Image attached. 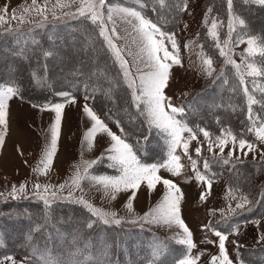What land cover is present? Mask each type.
Instances as JSON below:
<instances>
[{
	"label": "rangeland",
	"instance_id": "1",
	"mask_svg": "<svg viewBox=\"0 0 264 264\" xmlns=\"http://www.w3.org/2000/svg\"><path fill=\"white\" fill-rule=\"evenodd\" d=\"M185 2L187 4L186 9L184 8ZM37 3L38 5H41L44 3V0H37ZM53 4H55V0H48V8H51ZM184 4V13L179 19V24L176 31L172 32V34L175 36L178 48L174 54L180 60V64H171V61H168L171 64L169 70V79L167 81V86L163 90L165 96L171 98L170 103L176 107H181L182 101L188 91L199 89L202 87L205 80L211 76H214V74H218L219 63L220 65L222 64L230 66L235 74L234 67L232 65L226 64L225 58L219 54V48L225 47V40L230 39L231 43L228 45V47L231 48V52L229 54L233 60H235L237 63H240L242 60H244V57L241 56V53H245L247 45L246 43H236V40L240 37H244L246 34L264 36V12L262 10L254 11L248 8L242 9L241 6L238 7L235 5L232 8V15L233 17L239 16L240 18H243L245 20V26L234 24L235 30L231 33V36H229V12L227 5L226 10L224 11V17L218 18V16L214 13H207L205 10L207 4H203V0H185ZM215 4L217 5V3ZM5 5H7L8 8V14L6 18L7 22L0 24L1 33L8 32L7 34H9V32L20 31L22 29H35L37 28V22H40L42 19L35 12H30L27 14L23 13L24 7L31 8L32 0H0V9H3ZM107 5L114 8H134L125 2H121L120 0H107ZM77 6L78 5H73L70 8L64 9L57 8L56 13L57 17L59 18L56 19H54L49 12L47 20L43 21L44 27L51 23L73 18L72 16H62L61 13H74ZM215 7L222 8V4L219 3ZM234 9H236V11ZM13 10H16V15L18 17L24 14L27 22L21 24L19 20L11 19ZM250 12H254L253 15L250 14ZM222 14H220V16ZM206 17L208 21L207 23H205ZM115 19L116 28L119 36L121 37L120 39H115V43L121 48L124 59L128 61V66L133 77L136 78V83L138 85V76L140 74L138 69H140V71H146L147 69H144L143 64H140L135 60L134 54L137 51V45L134 44L131 39L135 33L133 32L131 26L122 22L120 18L116 17ZM213 20H215L217 23L216 31L218 36L216 39H213L212 37L211 38L220 56L218 61H214L212 56L208 54L203 48V43L199 32V29L201 31L203 28L209 34V29L211 28V23ZM105 23H107L106 18ZM111 27L112 25L108 24V28L110 29ZM157 39H163L168 50L170 52L173 51L172 46L166 37H160L157 35ZM67 42L68 40L64 41L65 46H67ZM49 45L53 51L51 52L52 55H50L48 60L58 71V74L55 75L56 80H62V77L65 76L63 70L66 69V66H71V63L74 64V62L78 60L77 55H75V53H70L72 51L69 52V50H67L68 52L64 51L65 47L61 42L54 43L52 41ZM217 45H219V48ZM68 46L72 47L71 44H68ZM225 50L227 51V48H225ZM129 52L133 54L130 55ZM160 55L163 54L160 53ZM40 56L37 59H41ZM207 57H210L213 60V71L211 75H209L204 70L205 66L202 63L203 59ZM12 63L13 62L11 58H7V55L3 53V50H0V68L5 71V74L9 73V70L12 69ZM245 78L253 77H248L245 75ZM257 81L259 86H264L263 81ZM221 86L223 85H221L219 82H216L212 86V89H209L210 92H207V94L203 93L202 95L198 96L197 99L191 104L192 110H194V112L190 114L198 115L204 119H207V117L210 115L209 112L216 110L218 107L227 108L230 104L232 107L236 106L234 103H230L229 98L231 97L225 98L224 105L220 104L219 96L223 95L224 91L223 87ZM253 88H256V86H253ZM128 90L131 94L132 89L129 87V85ZM232 95H235L234 91L232 92ZM36 99L37 98L34 96H30L29 98L25 99L19 98L16 95L8 102L7 131L4 135V143L2 146H0V202L8 199L40 200L33 194L32 186L34 183L56 186L69 180L75 171V166L80 164L82 160L97 161L95 164L103 161V163L106 162V165L111 171L104 172L100 171L99 169L96 172L92 171L91 168L95 165L93 164L88 170V178L81 181L80 188L73 191L72 198L52 199L51 202H74L76 199L82 196L84 200L88 201L94 207L110 213H116V218L122 219V223L130 226L131 228H134L133 226L148 228L151 231L160 233L164 236V238H168V241L171 243L173 242V244L179 248V251H174L172 250V247L169 243H164L165 245L161 244L158 246L151 245L152 250L155 249L158 251V255H156L154 259L139 261L138 264H164L157 261L159 259L165 260L167 257H172L173 252H175V254H179L182 253V251L183 253L177 258L176 261L171 264H177L180 259L185 257L195 258L197 256H199L197 264H209V261L213 255L219 256L218 237L213 234L211 228H215L216 230L227 235L225 247L227 250V255L232 261V264H251L249 262L244 263L241 261L238 256L237 247L247 249L264 245V212L260 213L259 210L257 212L259 214L256 216L245 219L246 211L249 212L250 208H252L250 207L251 204L257 203L259 206H261V208L264 206V199L258 202V199L255 200V198L258 197V194L259 196L264 195V185L263 187L261 186L264 181V167L261 168L263 172L261 171V173L255 174L253 177L251 176L249 180L243 179L244 181L240 182H237L233 177L213 178L207 175V173L212 174L209 168L206 170L203 167L205 161L203 158L205 156L221 158V160H213L216 162L215 165H224L225 163H223V161L229 159L228 152L232 148L231 138L226 135V132L223 133L224 138L228 139L229 143L224 148L223 154H221L219 147L216 146V137L221 136L223 130H229L230 128L228 129V127L225 128L223 126L221 127L222 129H216L214 133L208 129H205L210 133L208 140H206L203 134L200 132V129L203 128H199L198 131H196L197 139L190 140L189 142L187 155L184 154L182 145L176 149L175 155L180 157L179 162L183 165L180 175H173L165 168H160L158 170V174L161 177L172 180L182 192V199L180 201L181 218L184 221V224L190 230L192 234V241L195 244V247L188 251L186 245L179 243V240L183 239L184 235L182 229H180L177 225L173 224L169 226L163 223H146L139 220L136 223L131 222L137 217H142L146 212L154 208L162 200L166 191V188L162 183L157 184L155 189L152 191H149L146 183H142L141 186L135 190V198L132 200V211L130 212L126 207V203L133 190L129 189L128 191H121L116 194L115 199H111L105 196L101 186L97 185L92 180V177H98L95 175H100L101 177L118 176L120 172L118 169L110 166L112 161L108 159L110 153H108L106 150L110 148L113 141L109 136H107V134H97L90 150L88 149L86 142L82 143L85 132L91 128L93 123V121L83 111L85 105H87L101 120H103L113 133L120 136L121 139L125 140L126 143H130L128 142L127 138H125L117 129L108 124L102 118L99 111L90 103V101L84 97H68L50 103H40ZM57 103L64 104L60 122L59 136L57 140V149L48 174L46 176L39 175L34 172L33 169L36 168L41 161L45 148L50 146V126L55 121V112L51 110V105ZM45 105H48V108H44ZM140 106L142 113L146 117V106L143 104ZM257 110L260 112L259 121H264V105L259 104ZM246 115L248 116L249 112H247ZM176 119L180 120L177 117V114ZM255 119L257 120V118ZM233 120L232 118H229L228 121L230 122L228 123L232 125ZM181 123L185 124L182 121ZM185 125L190 128L187 124ZM230 130L233 134L237 135V140L244 138L255 145L254 151L249 152L247 156H244L241 152L237 151L233 157H231V159L237 160L239 162H257L258 164L264 166V156L261 155V153H264V143L260 142L256 138L254 132L252 134L253 136L251 135L249 137H244L236 133L232 128ZM190 136L191 133L188 131H184L182 133V137L185 140H188ZM165 139L167 141L168 138L166 137ZM209 141L214 145L213 151L211 152L208 148ZM198 146L201 147V153L199 156L195 152V149ZM102 156L103 158L101 159ZM189 156H191L192 159L197 160V162L199 161V165L197 163V170L200 171L202 175H205L206 180H211L210 191L207 189L206 181L198 182L196 180L195 171H193ZM237 157H239V159H237ZM207 162L208 165L212 164V161ZM248 165L249 164L246 165V168ZM202 169L206 173H203ZM82 171L83 169L81 168V172ZM217 172H219V170H217ZM90 173L94 175H91ZM215 174L218 173L215 172ZM21 183L26 184V192L20 194L19 198H12L9 195L12 185H16L18 187ZM241 185L244 187H241ZM251 186H254L256 189L254 188L253 192H247L245 188H250ZM68 191L69 189L65 188L62 192H58V196L67 197ZM201 193H205L206 198L203 200L200 198ZM244 197H246L250 203L245 204L243 208H236L237 203H243ZM232 209H235V211H232ZM130 223L131 225H129ZM205 225H210L211 227L205 228L203 227ZM126 237H128V234H126ZM130 237H133L139 241L138 235H130L129 241H131ZM136 240H132V242L135 243ZM208 241H215L216 243H209ZM135 244L138 245L137 242ZM6 256L14 257L16 264H21L22 261L24 264H28L19 256L5 255L3 257ZM251 256L249 255V257ZM253 257H256L257 261L260 260L258 255H253ZM4 264H10V262L4 261ZM217 264H219V261Z\"/></svg>",
	"mask_w": 264,
	"mask_h": 264
},
{
	"label": "trees",
	"instance_id": "2",
	"mask_svg": "<svg viewBox=\"0 0 264 264\" xmlns=\"http://www.w3.org/2000/svg\"><path fill=\"white\" fill-rule=\"evenodd\" d=\"M120 1L141 11L165 34L176 31L179 19L184 13L185 0H163V3L160 0ZM218 1L222 4V8L215 7L219 4ZM203 4H207L205 7L207 13H214L218 18L224 17L226 0H203ZM235 5L241 6L242 9L264 12V5L233 0V7ZM253 13L250 12L252 15ZM199 32L203 48L214 61H218L220 56L211 36L203 28L201 31L199 29ZM7 33L0 32V50H3L14 64L12 63L13 67L7 73L10 75L5 74V71L0 68V83L11 82L17 86L19 98L26 99L34 96L40 103H50L68 97H84L99 111L108 124L127 138L141 162L160 163L166 158L167 135L153 126L150 127L141 111V106L138 108L133 102L119 63L108 49L104 38L99 35L98 24L79 17L51 23L44 28L22 29ZM65 40H68L67 46L64 45ZM52 41L61 42L65 47L64 51H72L70 53H75L78 58L74 64L66 66L67 70H63L65 76L62 80H56L55 75L58 71L48 60L50 56H44V52L53 51L49 45ZM39 56L41 59H37ZM34 72L40 78L39 80L34 79ZM257 80L264 82V77L245 78L249 92L260 100L261 93L254 91L261 87L257 84ZM216 82L223 85L221 87L224 90L223 95L219 96L220 104L224 105L225 98L231 97L230 103L236 106L232 107L230 104L227 108L218 107L209 112L207 119L190 114L194 112L192 102L203 93L210 92L209 89H212ZM233 91L235 95H232ZM65 93L68 95H62ZM258 105H253L251 109L254 120L260 118ZM181 107L183 112L178 113L177 117L195 132L203 128L214 133L216 129L224 126L228 129L232 128L239 135L243 133L244 137L253 134L248 131L253 124L246 115L249 112L246 96L238 82V77L230 66L219 63L218 74L205 80L199 89L188 91ZM229 118L234 119L232 125L228 123ZM215 159L221 160L212 156L203 158V160L212 161L209 165L212 174L207 173V175L213 178L233 177L237 182L244 181L243 179L249 180L251 176L261 173V168L264 167L257 162H239L233 159L231 163L215 165L216 162L213 161ZM247 164L249 165L246 168ZM98 169L104 172L111 171L103 161L91 168L95 172ZM202 172L206 173L204 170ZM263 185L264 181L261 186ZM241 187L244 186L241 185ZM254 188V186L246 187L245 190L253 192ZM262 196L264 195L258 194L259 198L255 200L258 199L257 202L262 200ZM250 207L252 208L249 212L245 213V219L256 216L259 210L260 213L264 212V206L261 208L257 203L251 204ZM89 222L92 223L91 227H88ZM37 225H40L39 229ZM133 227L122 222L105 224L83 205L75 202L54 201L51 202L50 207L46 208L41 200L8 199L0 202V258L5 255H15L28 264H44L45 260H48L50 264H138L139 261L154 259L151 245L169 243L172 250L179 251L173 242L168 241L169 239L164 238L160 233L145 227ZM132 234L138 235L139 241L133 237H130L131 241H129V236ZM132 240H136L138 245ZM237 251L244 263L264 264V245L247 249L237 247ZM182 253L173 252L172 257H167L165 260L159 259L157 262L171 264ZM249 255L252 256L249 257ZM253 255H258L260 260L257 261Z\"/></svg>",
	"mask_w": 264,
	"mask_h": 264
},
{
	"label": "snow or ice",
	"instance_id": "3",
	"mask_svg": "<svg viewBox=\"0 0 264 264\" xmlns=\"http://www.w3.org/2000/svg\"><path fill=\"white\" fill-rule=\"evenodd\" d=\"M163 3V0H160ZM244 3H254L258 5H264V0H243ZM229 19H228V30L229 36L235 30L234 24L239 26H245V20L239 16L233 17L232 8L233 0H226ZM48 0H44V3L38 5L37 0H32L31 8L24 7L23 13L27 14L30 12H35L42 19L37 22V27H44L43 21L48 18V13L50 12L54 19L57 17L56 9L70 8L73 5H78L75 12H62V16H72L73 18L83 17L91 20L93 24H98L99 35L104 37L108 49L111 50L112 55L115 57L116 61L119 63L122 69V74L128 83L129 87L132 89V100L139 108L141 104L145 105V114L150 127L161 130L162 133L167 135V145L168 151L166 154V159L160 163L144 164L138 159L136 153L130 144L126 143L125 140L121 139L120 136L116 135L108 128V126L101 120L87 105L84 106V113L93 121L91 128H89L85 134L82 143L86 142L88 149L90 150L93 146L94 138L99 133L107 134L113 141L110 148L106 151L110 153L108 159L112 161L111 167L119 170L120 174L118 176H103V177H92V180L103 189V194L111 199L116 198V194L121 191L133 190L132 194L129 196L126 203V207L131 212L132 211V200L135 198V190H137L142 183H146L149 191L155 189L156 185L162 183L166 191L162 200L148 212H146L142 217H137L132 220V223H136L138 220L146 223H163L165 225H177L183 231L184 238L179 240V243L186 245L187 250L190 251L195 247V244L191 238V232L184 224L181 218V208L180 201L182 199V192L179 187L169 179H165L158 174L160 168H165L167 171L173 175H180L183 165L179 162L180 157L175 155L176 149L178 147L183 148L184 154H188L189 142L190 140L197 139L196 132L191 128H188L185 124H182L180 120L176 119V114L182 113V107L173 106L170 103L171 98L166 97L164 94V88L167 86V81L169 79V70L171 64H180V60L174 54L177 48V42L174 34L162 33L157 24L153 23L151 20L147 19L141 11L135 8L126 7H111L107 5V0H55V4L51 8H48ZM184 8H187L185 2ZM106 9V17H105ZM211 11V9H209ZM8 8L7 5L3 9H0V24L7 22ZM22 14L19 17L16 15V10H13L11 19L19 20L21 24L27 22L25 15ZM116 17L120 18L122 22L131 26L134 36L131 37L132 42L137 45V51L134 54L135 60L140 64H143L146 71L140 72L138 79L139 84L136 83V78L133 77L132 72L128 66V61L124 59L121 48L115 43V39H120L119 33L116 28ZM105 18L107 23H105ZM207 17L205 23H207ZM108 24L112 27L109 29ZM217 23L215 20L211 23V28L209 29V35L216 39L217 34ZM157 35L160 37H166L170 42L173 51L170 52L164 44L163 39H157ZM231 43L230 39L224 41V48H219V54L225 58V63L232 65L235 69V74L238 77V82L242 86V90L246 96L247 105L249 109L248 119L252 122L253 127L249 128V132H254L256 138L264 143V121L253 120L251 109L255 104L264 105V98L258 100L253 93L249 92L247 84L245 82V75L248 77H264V36H256L251 34H246L244 37H240L236 40V43H246L247 47L245 53H241L244 57L240 63H237L232 59L231 48L228 45ZM227 48V51L225 50ZM162 53L163 55H160ZM129 54H133L129 52ZM52 53L44 52V56H50ZM259 58V59H257ZM171 61V64L168 61ZM204 70L211 75L213 71V60L210 57L203 59L202 61ZM34 79L39 80L40 78L37 74L33 73ZM227 83V81H225ZM254 91H259L262 97H264V86L254 89ZM19 89L13 83L8 84L0 83V146L4 143V135L7 131L8 125V102L9 100L18 95ZM67 96L68 94H62ZM74 101V98H73ZM167 102V103H166ZM44 108H48L45 105ZM64 104L57 103L51 105V110L55 112V121L50 126L51 140L50 146L45 148L42 159L33 169L39 175H47L50 170L53 157L57 149V140L60 130V122L62 118V110ZM167 109V110H166ZM170 110V111H169ZM118 123V122H117ZM258 124V126H257ZM188 131L191 136L188 140L183 139L182 133ZM204 138L208 140L210 133L205 129H200ZM224 132L231 138L232 148L228 152L229 159L223 161V163H231V157L239 151L244 156H247L249 152L254 151L255 145L244 138L237 140V135L233 134L232 131L223 130L221 136L216 137V146L219 147L220 153L223 154L224 148L228 145L229 140L224 138ZM241 136L243 133L240 134ZM209 151H213L214 145L209 141L208 143ZM196 154L199 156L201 153V147L195 149ZM264 156V153H261ZM103 156L101 157V159ZM239 159V157H237ZM193 171H195V178L198 182L206 181L207 189H211V180H206L205 175H202L200 171L197 170V160L192 159L189 156ZM97 161H86L82 160L80 164L75 166V171L69 180L61 183L59 185L53 186L49 184L41 185L40 183L33 184V194L40 199L46 208L51 206L52 199H70L73 197V191L80 188L81 181L88 178V170ZM204 169H208V162L205 160L203 164ZM81 168L83 171L81 172ZM65 188H68V196L61 197L58 196V192H62ZM26 192V184L21 183L18 187L12 185L9 195L12 198H19V195ZM202 200L205 199V193H201ZM264 199V196L261 197ZM74 202L84 205L98 220L105 224L116 223L120 224L122 219L116 218V213L107 212L94 207L88 201L84 200L81 196ZM250 203V201L244 197L243 203H237L236 208H243L245 204ZM235 211V209H232ZM258 223V221H257ZM92 223L89 222L88 227H91ZM39 229L40 225L36 226ZM205 228H210V225L203 226ZM235 230V229H234ZM213 234L218 237V248L219 256L213 255L209 261V264H232V261L227 255V250L225 247V242L227 240V235L222 233L215 228H211ZM209 243H216L215 241H208ZM158 255V252L153 250V258ZM199 256L195 258H182L177 264H197ZM4 261L10 262V264H16L14 257L6 256L0 258V264H4ZM21 264H24L22 261ZM44 264H50L48 260L44 261Z\"/></svg>",
	"mask_w": 264,
	"mask_h": 264
},
{
	"label": "crops",
	"instance_id": "4",
	"mask_svg": "<svg viewBox=\"0 0 264 264\" xmlns=\"http://www.w3.org/2000/svg\"><path fill=\"white\" fill-rule=\"evenodd\" d=\"M91 174V173H90ZM88 175H89V173H88ZM91 175H94V174H91ZM95 176H98V177H101L100 175H95ZM103 176V175H102Z\"/></svg>",
	"mask_w": 264,
	"mask_h": 264
}]
</instances>
